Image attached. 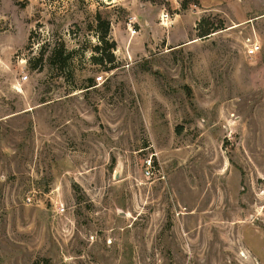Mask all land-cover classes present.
I'll use <instances>...</instances> for the list:
<instances>
[{"label": "rangeland", "instance_id": "374dc122", "mask_svg": "<svg viewBox=\"0 0 264 264\" xmlns=\"http://www.w3.org/2000/svg\"><path fill=\"white\" fill-rule=\"evenodd\" d=\"M0 264H264V0H0Z\"/></svg>", "mask_w": 264, "mask_h": 264}, {"label": "trees", "instance_id": "16d2710c", "mask_svg": "<svg viewBox=\"0 0 264 264\" xmlns=\"http://www.w3.org/2000/svg\"><path fill=\"white\" fill-rule=\"evenodd\" d=\"M97 19L100 21V24H101V26H102V22H104L103 24H104V28H103V33H102V35L100 36V38H101V40H106L107 38H108V36H109V32H110V27H109V23H106L105 21H102V19H101V16L100 15H97ZM205 18H202L200 21H199V23H198V26L199 25H201V24H203V22H205ZM200 30V29H199ZM214 30H211V29H207L205 32H203L202 34H200L199 36L200 37H202V36H206V35H208V34H211L212 32H213ZM110 47L111 48H115L116 47V42L114 41L111 45H110ZM97 50H98V52H99V54L98 55H95L94 56V60H96L97 62H102L103 61V49L101 48V47H97ZM59 56L60 55H58V48H55L54 50H53V52H52V62L54 61L55 62V60L56 59H54V58H59ZM115 60V56L113 55V53L110 55V62H113ZM63 61V63H65L66 61H64V60H62ZM62 66V65H61ZM90 86H92V84L91 85H89V86H87V88H89Z\"/></svg>", "mask_w": 264, "mask_h": 264}, {"label": "built area", "instance_id": "2783aa9c", "mask_svg": "<svg viewBox=\"0 0 264 264\" xmlns=\"http://www.w3.org/2000/svg\"><path fill=\"white\" fill-rule=\"evenodd\" d=\"M168 19H169V13H162L161 14V20H162L163 24L166 25L168 23ZM128 25H129V27H128L129 31L131 32L132 35H134L137 32V30L133 27V19L130 20ZM248 40H249V42L246 44V46H247L246 47V53L248 55H251V56L256 55L261 48L260 43H258L257 41H250L251 39H248ZM27 78H28L27 75L23 76L24 80H26ZM102 78H103V76L99 77V79H102ZM28 200H30V198H28ZM60 211L64 212L65 207L61 206Z\"/></svg>", "mask_w": 264, "mask_h": 264}, {"label": "crops", "instance_id": "0c3cea01", "mask_svg": "<svg viewBox=\"0 0 264 264\" xmlns=\"http://www.w3.org/2000/svg\"><path fill=\"white\" fill-rule=\"evenodd\" d=\"M163 13H168V12H163ZM178 16H179V14H177V17L175 18L174 24L178 21ZM169 19H170V14H169ZM178 37H179V41L176 42L177 44H181V43H184V42L188 41V38H185L186 37L185 35L184 36H178Z\"/></svg>", "mask_w": 264, "mask_h": 264}]
</instances>
